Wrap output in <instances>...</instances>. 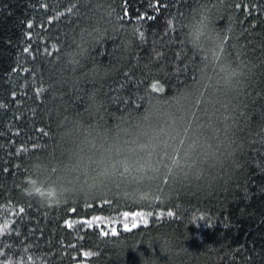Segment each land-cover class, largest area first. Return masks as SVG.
<instances>
[{
  "label": "trees",
  "instance_id": "trees-1",
  "mask_svg": "<svg viewBox=\"0 0 264 264\" xmlns=\"http://www.w3.org/2000/svg\"><path fill=\"white\" fill-rule=\"evenodd\" d=\"M0 264H264V0H0Z\"/></svg>",
  "mask_w": 264,
  "mask_h": 264
},
{
  "label": "clouds",
  "instance_id": "clouds-1",
  "mask_svg": "<svg viewBox=\"0 0 264 264\" xmlns=\"http://www.w3.org/2000/svg\"><path fill=\"white\" fill-rule=\"evenodd\" d=\"M33 191L39 193V191H37V189H33ZM48 195H52V193H48ZM193 225L196 226V227H199V223L193 222Z\"/></svg>",
  "mask_w": 264,
  "mask_h": 264
},
{
  "label": "snow or ice",
  "instance_id": "snow-or-ice-1",
  "mask_svg": "<svg viewBox=\"0 0 264 264\" xmlns=\"http://www.w3.org/2000/svg\"><path fill=\"white\" fill-rule=\"evenodd\" d=\"M37 191H39L38 189H37ZM114 234V233H113Z\"/></svg>",
  "mask_w": 264,
  "mask_h": 264
}]
</instances>
